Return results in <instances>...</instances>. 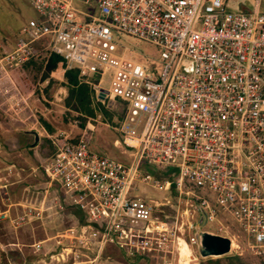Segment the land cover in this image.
Listing matches in <instances>:
<instances>
[{
    "label": "built area",
    "instance_id": "2783aa9c",
    "mask_svg": "<svg viewBox=\"0 0 264 264\" xmlns=\"http://www.w3.org/2000/svg\"><path fill=\"white\" fill-rule=\"evenodd\" d=\"M27 1L39 20L22 29L14 50H0V76L42 53L63 58L67 70L87 78L98 103L109 96V103H125L118 121L122 142L115 146L123 143L130 154L125 163L96 152L90 132L53 139L42 168L44 192L25 193L39 196L38 203L3 197L7 210L0 208V220L15 229L43 223L52 210L82 213L84 225L51 239L60 251L37 263L66 264L73 255L75 263L68 264H80L77 259L100 255L107 246L131 258L170 254L184 242L195 248V211L207 223L224 216L237 225L245 241L228 236L230 255L264 260V0L234 13L227 12L228 0ZM114 32L153 44L160 57L116 43ZM136 55L157 67L137 62ZM149 167L172 168L171 180L158 179ZM142 185L196 198L185 229L189 242L181 236L185 225L169 228L155 218L156 204L138 194ZM46 243L28 246L41 256Z\"/></svg>",
    "mask_w": 264,
    "mask_h": 264
},
{
    "label": "rangeland",
    "instance_id": "374dc122",
    "mask_svg": "<svg viewBox=\"0 0 264 264\" xmlns=\"http://www.w3.org/2000/svg\"><path fill=\"white\" fill-rule=\"evenodd\" d=\"M254 5L255 0H228L227 12H241L244 11V7H249L252 10ZM38 17V14L27 0H0V50L9 49L7 45L16 41L22 35V29L29 27ZM114 40L116 43L129 46L151 59L160 57V49L148 42L119 32H114ZM48 55V52L42 53L33 60H37L36 64L39 66L43 63L42 60L47 59ZM151 59L142 55L135 56L137 62L151 68L157 67ZM19 68L11 71L9 76H0V176L6 174L5 169L11 166L12 161L19 159L18 162H23V158L29 160L27 164L19 163L18 169H25L21 173V178L17 176L10 177V184L7 183L8 189L10 188L8 196L11 201H21L23 194L25 197V193L40 195L44 192L45 181L42 168L52 156V140H64L66 137L75 138L84 134L82 127H77L74 123L76 119L82 123L81 117H86V123L90 126L89 132L92 135L93 150L125 163L130 162V154L123 153L126 150L125 145L121 143L118 147L115 146L116 141L122 142L118 121L123 118L125 103L115 99L116 103L111 104L109 102L113 98L109 96L108 101L102 104L98 103L94 96L91 109L94 110L95 116L87 117L81 115L73 107L67 106L69 89L65 85V70L61 65L48 78L45 77L44 71H41L35 81H22L27 93H24L20 88L21 84L17 83L16 73L14 72H17ZM19 75H23V70H20ZM81 77L83 82L86 81L87 78H83L82 74ZM91 81L98 83L100 79L97 76H92ZM100 82L103 87H109L106 80ZM62 92L64 93L63 97ZM27 131H36L41 136V141L35 150L37 156L34 155V150L29 151L25 148L26 144H33L35 141L33 136L29 137ZM153 168L149 167L148 170L158 179L162 181L166 178L171 180L172 168L167 170ZM37 173H39V176H37ZM7 178L5 176L6 180H8ZM6 180H4L5 183ZM13 183L15 184L13 185ZM185 190L200 195L192 186H187ZM138 194L142 198L153 201L154 205L156 204L155 218L164 222L169 228L179 229V227L185 225L184 234L181 236L189 242L191 235L185 230L186 225L189 221L198 223L201 218V214L195 211L192 221L193 209L190 204L196 199L194 196L183 195L181 197L174 189L165 192L145 185L141 186ZM38 197H35L37 199L25 197V200L36 204L38 203ZM4 199L7 203L6 196ZM167 201L170 203L167 204ZM76 211L70 209L66 213L57 214L55 210H52L43 223H36L19 229L13 228L7 221L0 220V264L9 263V260L5 258L6 254L16 263L33 264L36 262L35 264H39L37 263L38 259L44 258L46 253H50L54 249L59 252L60 249L55 246V240L45 244V251L41 256L34 255L33 250L28 245L39 242V240L52 238L59 233H65L68 229H76L79 220L84 222L82 213ZM185 211H189L187 216H183ZM177 221L178 224H176ZM203 230L221 236H236L241 244L245 241V237L237 225L224 216L209 221ZM64 243L68 245L67 242L64 241ZM182 245L179 247L176 244V248L170 254L154 252L132 258L114 246H107L100 255L95 251L90 256L77 259V262L82 264L84 261L93 259L95 261L93 264H185L184 259L180 257L181 249H177L182 248ZM190 248L193 251V258L196 259L194 264H264V260L253 257L248 253H245L241 258L234 255L202 258L196 247L190 246ZM67 258L66 264L75 263L76 261L73 255H69ZM47 264L57 263H51L50 260H47Z\"/></svg>",
    "mask_w": 264,
    "mask_h": 264
},
{
    "label": "trees",
    "instance_id": "16d2710c",
    "mask_svg": "<svg viewBox=\"0 0 264 264\" xmlns=\"http://www.w3.org/2000/svg\"><path fill=\"white\" fill-rule=\"evenodd\" d=\"M45 43H37L35 48L37 52L43 50ZM37 60H32L28 64L22 66L17 70L16 79L17 83L21 84L20 88L24 93H27L25 90V86L22 81H35L37 76L44 71V75L46 78L50 77L51 74L57 71L59 65L64 68V79L65 85L69 89V97L67 99V106L73 107L77 112L81 113V115H86L87 117L95 116L94 110L91 109V103L94 98V93L91 90L90 86L85 84L81 80V71L79 69L67 70L66 64L63 58L57 55H48L47 59L42 60L43 63L37 66ZM20 70H23V75H19ZM84 78V77H83ZM23 87V88H22ZM82 123L81 127L84 132H89L90 126H88L86 117H81ZM29 147V145L27 146Z\"/></svg>",
    "mask_w": 264,
    "mask_h": 264
},
{
    "label": "water",
    "instance_id": "95a60500",
    "mask_svg": "<svg viewBox=\"0 0 264 264\" xmlns=\"http://www.w3.org/2000/svg\"><path fill=\"white\" fill-rule=\"evenodd\" d=\"M63 97V92L61 93ZM106 93H101L100 99L104 100ZM112 104V102H111ZM35 136V141L31 145L36 147L40 142V134L36 131L32 132ZM207 225L206 215H202L200 221L196 224L195 238L197 241V251L202 258H218L228 256L231 253V240L228 237L217 235L211 232L204 231L203 228Z\"/></svg>",
    "mask_w": 264,
    "mask_h": 264
},
{
    "label": "crops",
    "instance_id": "0c3cea01",
    "mask_svg": "<svg viewBox=\"0 0 264 264\" xmlns=\"http://www.w3.org/2000/svg\"><path fill=\"white\" fill-rule=\"evenodd\" d=\"M38 20H39V17L34 21V22H32L31 24H30V26H32V25H34V24H36L37 22H38ZM22 36V35H21ZM21 36H19L18 38H17V40L16 41H14V42H12L11 44H8L7 46H8V48L9 49H3L2 50V52H10V51H12V50H14L15 49V46H16V44H17V41H18V39L21 37ZM33 132V131H32ZM32 132L31 131H27L26 133H28L29 134V137L31 136H33L34 137V140H35V136L34 135H32ZM40 141H41V136H40ZM40 143V142H39ZM27 146L29 145V147H27V146H25V148L27 149V150H34L33 152L35 153V150H36V147L38 146H36V147H32L31 145L32 144H26ZM33 153V154H34ZM37 153H35L34 155L35 156H37L36 155ZM18 160L19 159H16L15 161H12L11 162V166L9 167V168H7V169H5V172H6V174L5 175H1L0 176V179L2 180V182H0V197H2L1 198V200H0V208H1V210L2 211H4V210H7V208L5 207V206H3V204H2V200H3V197L5 196V195H9V192H10V188L8 189V184H10V177H13V176H17L18 178H21V173H23L24 172V168H21V169H18V166H19V163H29V160H26L25 158H23V162H18ZM35 161V160H34ZM37 169H39V168H37ZM37 172V171H36ZM0 173H1V171H0ZM5 176L6 177H8L7 179L8 180H6L5 179ZM37 176H39V173H37ZM41 178H42V176H40ZM4 180H6V183H8V184H6L5 182H4ZM7 185V188L6 189H2L1 187L2 186H4V185ZM15 183H13V185H14ZM13 185H11V186H13ZM3 193V194H2ZM23 194V193H22ZM4 195V196H3ZM22 196V195H21ZM25 197H28L27 196V194H25ZM25 197H24V194H23V199L21 200V202L22 201H24L25 200ZM2 201V202H1ZM17 202H19V201H17ZM76 212H78V211H76ZM79 213V212H78ZM37 223H40V222H37ZM84 222L83 221H80L79 220V225L80 226H82V225H84L83 224ZM34 224H36V223H34ZM33 225V224H32ZM60 234V233H59ZM58 234V235H59ZM58 235H56V236H54V237H52V238H49L50 239V241H52L51 239H55ZM49 239H46V240H39L40 242H43V241H48V242H50L49 241ZM5 258H7V260H9V261H11V262H13L14 264H20V263H16L14 260L12 261V258L10 257V256H8V254H6L5 255ZM39 260V259H38ZM36 263V262H35ZM35 263H33V264H35Z\"/></svg>",
    "mask_w": 264,
    "mask_h": 264
},
{
    "label": "bare ground",
    "instance_id": "6f19581e",
    "mask_svg": "<svg viewBox=\"0 0 264 264\" xmlns=\"http://www.w3.org/2000/svg\"><path fill=\"white\" fill-rule=\"evenodd\" d=\"M180 249V257L184 259L185 264H194L196 262V259L193 258V251L188 243L184 242Z\"/></svg>",
    "mask_w": 264,
    "mask_h": 264
}]
</instances>
